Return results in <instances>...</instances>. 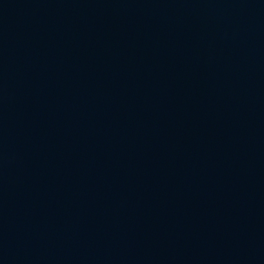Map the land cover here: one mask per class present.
<instances>
[{
    "label": "water",
    "instance_id": "1",
    "mask_svg": "<svg viewBox=\"0 0 264 264\" xmlns=\"http://www.w3.org/2000/svg\"><path fill=\"white\" fill-rule=\"evenodd\" d=\"M0 264H264V0H0Z\"/></svg>",
    "mask_w": 264,
    "mask_h": 264
}]
</instances>
